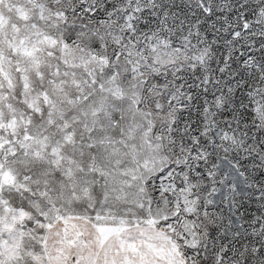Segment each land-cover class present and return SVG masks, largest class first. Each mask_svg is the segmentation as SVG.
Masks as SVG:
<instances>
[{
	"label": "snow or ice",
	"instance_id": "1",
	"mask_svg": "<svg viewBox=\"0 0 264 264\" xmlns=\"http://www.w3.org/2000/svg\"><path fill=\"white\" fill-rule=\"evenodd\" d=\"M0 264H264V0H0Z\"/></svg>",
	"mask_w": 264,
	"mask_h": 264
}]
</instances>
